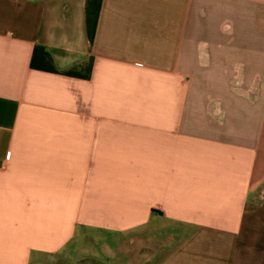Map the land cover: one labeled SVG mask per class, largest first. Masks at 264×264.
Wrapping results in <instances>:
<instances>
[{"label":"crops","instance_id":"1","mask_svg":"<svg viewBox=\"0 0 264 264\" xmlns=\"http://www.w3.org/2000/svg\"><path fill=\"white\" fill-rule=\"evenodd\" d=\"M0 264H264V0H0Z\"/></svg>","mask_w":264,"mask_h":264}]
</instances>
